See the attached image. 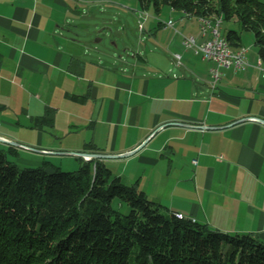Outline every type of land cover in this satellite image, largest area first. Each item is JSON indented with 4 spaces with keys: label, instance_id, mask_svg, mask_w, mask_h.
I'll list each match as a JSON object with an SVG mask.
<instances>
[{
    "label": "crops",
    "instance_id": "0c3cea01",
    "mask_svg": "<svg viewBox=\"0 0 264 264\" xmlns=\"http://www.w3.org/2000/svg\"><path fill=\"white\" fill-rule=\"evenodd\" d=\"M79 5L0 0V115L12 113L15 100H39L35 113L26 107V116L59 133L58 118L66 111L71 132L85 130V144L96 147L77 145L74 152L134 151L102 160L169 211L264 241V123L254 119H264V68L253 65L257 60L247 52L249 64L223 67L213 88L216 63L184 48L176 27L183 17L196 16L175 9L178 18L160 19L151 33L155 43L164 42L163 49L149 48L152 64L140 65L150 56L133 50L135 62L123 65L124 54L100 51L68 28ZM195 37L203 41L209 34L201 28ZM176 51L184 63L175 65ZM248 79L257 82L245 86ZM49 108L52 118L38 120Z\"/></svg>",
    "mask_w": 264,
    "mask_h": 264
},
{
    "label": "trees",
    "instance_id": "16d2710c",
    "mask_svg": "<svg viewBox=\"0 0 264 264\" xmlns=\"http://www.w3.org/2000/svg\"><path fill=\"white\" fill-rule=\"evenodd\" d=\"M187 16L234 20L252 31L264 63L263 0H138ZM226 36L242 45L237 29ZM47 109L38 120L52 118ZM85 148L95 149L92 142ZM20 168L0 149V264H264V241L180 218L126 184L102 159L78 169ZM115 199L127 204L123 212Z\"/></svg>",
    "mask_w": 264,
    "mask_h": 264
},
{
    "label": "rangeland",
    "instance_id": "374dc122",
    "mask_svg": "<svg viewBox=\"0 0 264 264\" xmlns=\"http://www.w3.org/2000/svg\"><path fill=\"white\" fill-rule=\"evenodd\" d=\"M72 1L74 4L80 5L76 6V9L73 6L74 11L71 17L75 19V24L73 23L74 25L72 24V27L68 28L79 34L82 39L89 40L100 51L124 54L123 65H125V62H135L133 61L134 57L129 56L133 50L140 52L144 57L150 56L149 60L144 61L140 59V65L145 67L149 66L150 63L152 64L149 48L153 47L151 49L153 50L156 46L159 49H163L164 42L155 43L152 40L151 33L156 31L160 19L166 20L171 16L178 18L176 16L180 13L169 6H164L160 12H156L152 4L144 10L138 0ZM80 22L83 23V27H79L78 23ZM176 27L180 30L179 36L194 35L199 37L201 34V24L196 17L189 18L185 16L180 23L176 21ZM230 28L238 30L242 37L241 42L243 46L248 49V54L254 56V59L257 60V63L252 64L264 68L263 62H261V65L258 63V46L254 33L242 30L234 20H223L221 24L222 32L226 34ZM157 34H159L160 39L163 38L164 40L167 35L162 30L157 31ZM183 46L186 49L188 48L184 44ZM192 49L194 50V48H189L188 50L194 53ZM176 52V54H180L181 56L179 58L174 53L175 65L176 63H184L182 52ZM114 57L118 58V55L115 54ZM135 60L137 61L136 58ZM173 67L176 68V66ZM252 81L248 79L244 83L245 86H250ZM37 101L33 100V103ZM23 102V100H15L14 105L9 107L12 113L8 111L0 115V133L5 135V138L18 143L16 145L0 140V149L7 153L9 160L20 168L38 167L43 162H47L46 165L50 170L55 167L65 171L78 169L83 157L69 152H74L75 149L72 148L76 147L73 146H85V134L87 135V132L81 129L71 132L68 125L69 117L66 111H62L58 118L59 133L53 130L48 123H42L41 126L36 127L35 123L26 116L24 111L29 108V111L31 110L35 113L37 111L36 108H39L41 103H31L30 105L28 102ZM89 138L87 142L90 140ZM113 206L126 213L129 211L127 204L121 202L119 199L114 200Z\"/></svg>",
    "mask_w": 264,
    "mask_h": 264
},
{
    "label": "built area",
    "instance_id": "2783aa9c",
    "mask_svg": "<svg viewBox=\"0 0 264 264\" xmlns=\"http://www.w3.org/2000/svg\"><path fill=\"white\" fill-rule=\"evenodd\" d=\"M223 20L218 17L212 23L201 22L203 34H209V37L203 41L193 35H183V44L188 48H194V51L202 55L205 59L212 60L216 63L211 69L212 79L211 86L217 88L222 78L223 67H234L236 69L246 67L249 62L247 59L248 49L245 46L239 48L228 47L224 39V33L221 30ZM169 26H174L173 20L166 22ZM180 58V54H176ZM196 162V160H194ZM176 215L180 218L186 217L183 212L177 211Z\"/></svg>",
    "mask_w": 264,
    "mask_h": 264
},
{
    "label": "water",
    "instance_id": "95a60500",
    "mask_svg": "<svg viewBox=\"0 0 264 264\" xmlns=\"http://www.w3.org/2000/svg\"><path fill=\"white\" fill-rule=\"evenodd\" d=\"M254 119L264 123V119L263 118L254 117ZM242 120L243 119H240V120L235 121V122L237 123V122H240ZM0 140L18 145L17 142L11 141L10 139H6V138H3V137H0ZM47 152H53V151H47ZM133 152L134 151H129V152H126V153H121V154H111V153H96V152H88V151H77V152H69V153L81 156V157L89 160V159H92V158L104 159V158L123 157V156H127V155H129V154H131Z\"/></svg>",
    "mask_w": 264,
    "mask_h": 264
},
{
    "label": "bare ground",
    "instance_id": "6f19581e",
    "mask_svg": "<svg viewBox=\"0 0 264 264\" xmlns=\"http://www.w3.org/2000/svg\"><path fill=\"white\" fill-rule=\"evenodd\" d=\"M216 18H218V17H216ZM200 19H201V22H204V23H212L213 21H215V19L208 18V17H200ZM224 39L226 40V43L228 44V47H231V48H239V47H242V45L239 46V47L233 46L232 43H231V41L226 36V34H224Z\"/></svg>",
    "mask_w": 264,
    "mask_h": 264
}]
</instances>
